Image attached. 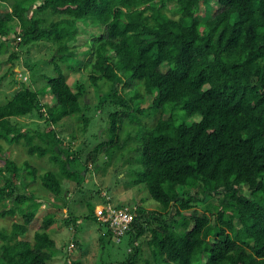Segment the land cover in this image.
<instances>
[{"label": "trees", "instance_id": "trees-1", "mask_svg": "<svg viewBox=\"0 0 264 264\" xmlns=\"http://www.w3.org/2000/svg\"><path fill=\"white\" fill-rule=\"evenodd\" d=\"M0 1L11 5L0 11V40L13 28L21 43L47 41L57 52L47 88L24 87L0 104V219L17 213L23 219L10 229L0 227V264H48L53 256L56 242L48 232L53 214L44 216L32 240L23 238L42 205L29 191L33 183L59 198L63 178L79 186L86 181L88 165L78 163L54 127L20 131L11 121L39 113L54 126L75 116L85 129L81 93L66 70H87L93 83L111 87V102L122 107L110 113L107 138L93 146L95 155L124 152L122 117L129 112L152 118L136 135L138 153L128 162L137 165L130 169L131 181L144 184L160 210L135 208L126 232L131 244L149 231L154 264H264V0H217L218 9L207 19L198 17L206 0H176L170 9L169 0ZM79 23L94 30L84 49L77 44ZM7 51L0 41V55ZM134 80L143 92L127 96L124 86ZM48 90L53 105L41 100ZM142 94L153 95L148 107L141 106ZM178 110L184 121L178 122ZM190 117L197 119L187 122ZM1 140L22 142L30 156H48L60 172H40L29 162L4 157ZM220 195L224 199L215 211L183 214L201 196ZM89 206L88 218L99 220Z\"/></svg>", "mask_w": 264, "mask_h": 264}, {"label": "rangeland", "instance_id": "rangeland-1", "mask_svg": "<svg viewBox=\"0 0 264 264\" xmlns=\"http://www.w3.org/2000/svg\"><path fill=\"white\" fill-rule=\"evenodd\" d=\"M176 0H169L168 8H174ZM201 8L198 12L200 19H207L218 9L219 2L217 0H206L201 2ZM35 8L32 6L31 11ZM11 5L8 2L0 1V11H10ZM80 35L77 44L80 49H84V43L89 40L91 33L94 31L90 26L79 23ZM18 29V28H17ZM12 28L9 35L3 37L0 41L8 45L7 53L0 55V104L12 98L17 91L24 87L32 89L47 88L48 77L56 74L52 59L57 55L56 46L47 41H35L30 44L20 42L18 34ZM96 31L99 32L97 25ZM18 32V31H17ZM96 33V32H95ZM72 59L73 63H79ZM63 68L65 66L63 65ZM161 69H168L167 63L161 65ZM68 81L72 88L81 93V103L86 118L87 127L82 128L83 123L79 122L75 116H67L60 120L54 126H50L45 120V116L39 113H31L22 116L11 117V121L20 131L26 129H40L48 131L52 127L56 129L57 135L64 141L65 145H70V151L78 156V163H86L88 171L86 172V181L84 185L79 186L76 182L63 178L62 191L60 197L44 189L40 183H33L29 187V191L37 194L38 201L42 205L36 210V215L28 226L24 239L32 240L35 231L39 230L44 223V216L53 214L54 223H52L48 232L54 238L56 245L51 249L53 256L47 260L48 264H73L75 260L81 261L83 264H127L131 261L133 264H150L153 263L152 248L148 244L151 237L149 231L139 236L133 244L130 243V234L126 233L122 237L116 235L110 236L107 232L108 227L102 221L88 218L90 213V205L96 209L101 204H111L117 207L128 206L137 208L144 206L147 210H160V205L150 197L144 184H135L130 178V169L135 168V163H129L128 157L135 159L138 153L135 148L139 140L136 135L143 133V129L147 130L145 124L152 120L147 114L138 116L135 111L128 113L124 120V136L127 142L121 140L124 145V152L111 153L107 156L103 151L95 155L93 152L94 145L107 138L108 119L111 112L121 109V106L111 102L110 86L105 82L96 85L89 78L87 70L67 71ZM129 80V77L127 78ZM137 80L133 81L132 86H124L127 96H135L143 92ZM144 95L142 107H148L152 102L153 95ZM41 100L44 103L53 105L54 96L48 90V94H42ZM142 100V99H141ZM140 99H134L133 103L139 102ZM148 112V111H147ZM82 114V113H81ZM178 122L184 121L181 110L177 111ZM197 119L190 117L187 122ZM132 120L137 122L132 123ZM130 122L132 123L130 125ZM135 136V137H132ZM131 137V138H130ZM3 150L1 154L4 157L11 156L17 163L22 165L25 162L39 168L40 172L47 169L58 168L50 162L49 157L30 156L26 152V147L22 142L12 145L1 140ZM125 153V155H124ZM111 158H110V157ZM95 158V159H94ZM94 159V160H93ZM3 162H0L2 165ZM24 167V166H23ZM27 181L33 182L31 179ZM3 183V181H1ZM247 185H243V190L250 194ZM22 190L23 188L20 187ZM224 199L220 196H201V201L191 209L184 210L185 216L193 215L196 212L211 213L214 207L220 205ZM264 200V196H262ZM209 206L212 209L209 210ZM3 208H7L6 206ZM179 218L180 216H176ZM6 219H0V227L11 228L13 221L23 220L20 214L15 216L9 215ZM214 219V218H213ZM213 221V220H212ZM193 219L190 223H193ZM236 228L241 227L238 223L239 218H235ZM138 247V248H136ZM135 249L138 253L134 254Z\"/></svg>", "mask_w": 264, "mask_h": 264}, {"label": "built area", "instance_id": "built-area-1", "mask_svg": "<svg viewBox=\"0 0 264 264\" xmlns=\"http://www.w3.org/2000/svg\"><path fill=\"white\" fill-rule=\"evenodd\" d=\"M96 209L97 217L113 231L117 237H122L130 228L136 215L135 208L117 207L111 204H101Z\"/></svg>", "mask_w": 264, "mask_h": 264}, {"label": "clouds", "instance_id": "clouds-1", "mask_svg": "<svg viewBox=\"0 0 264 264\" xmlns=\"http://www.w3.org/2000/svg\"><path fill=\"white\" fill-rule=\"evenodd\" d=\"M135 212H136V211H135ZM135 216H136V215H135ZM134 218H135V217H134ZM98 219H99V218H98ZM99 220H100V219H99ZM100 221H101V220H100ZM132 222H133V221H132ZM106 226L108 227V225H107V224H106ZM130 227H131V225H130ZM108 228H109V227H108ZM109 229H110V228H109ZM129 229H130V228H129ZM129 229H128V230H129ZM112 232H113V231H112ZM125 234H126V233H125ZM125 234H124V235H125ZM113 235L115 236V234H114V233H113ZM124 235H123V236H124Z\"/></svg>", "mask_w": 264, "mask_h": 264}]
</instances>
